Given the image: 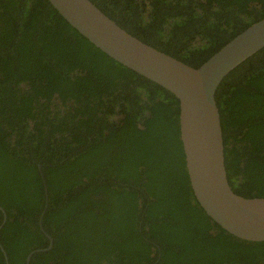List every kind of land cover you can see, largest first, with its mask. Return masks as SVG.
Here are the masks:
<instances>
[{
	"label": "trees",
	"instance_id": "trees-1",
	"mask_svg": "<svg viewBox=\"0 0 264 264\" xmlns=\"http://www.w3.org/2000/svg\"><path fill=\"white\" fill-rule=\"evenodd\" d=\"M89 1L192 68L264 19V0ZM215 100L229 185L264 198V48ZM0 208L8 264H264V242L228 235L196 201L178 100L47 0H0Z\"/></svg>",
	"mask_w": 264,
	"mask_h": 264
},
{
	"label": "water",
	"instance_id": "water-1",
	"mask_svg": "<svg viewBox=\"0 0 264 264\" xmlns=\"http://www.w3.org/2000/svg\"><path fill=\"white\" fill-rule=\"evenodd\" d=\"M47 1L77 34L105 56L178 100L180 141L190 187L199 206L228 235L246 242H264V198H243L229 185L215 100L222 81L264 48V19L239 33L201 66L192 68L134 38L89 0ZM46 237L51 248V239ZM0 250L8 264L1 246ZM33 253L27 256L26 264H30Z\"/></svg>",
	"mask_w": 264,
	"mask_h": 264
},
{
	"label": "flooded vegetation",
	"instance_id": "flooded-vegetation-1",
	"mask_svg": "<svg viewBox=\"0 0 264 264\" xmlns=\"http://www.w3.org/2000/svg\"><path fill=\"white\" fill-rule=\"evenodd\" d=\"M0 211H1V213L3 214V221H2V224L0 225V230H1V228H2V226L5 224V222H6V220H7V214H6V212L2 209V208H0ZM44 213H42V215H43ZM41 220H42V216H41ZM41 226V225H40ZM45 236H47L46 234H45ZM47 238V237H46ZM0 246H1V244H0ZM52 247V246H51ZM1 248H2V246H1ZM48 248H50V243H49V245H48ZM3 249V248H2ZM1 251V250H0Z\"/></svg>",
	"mask_w": 264,
	"mask_h": 264
}]
</instances>
